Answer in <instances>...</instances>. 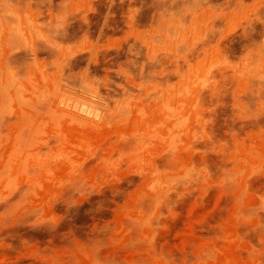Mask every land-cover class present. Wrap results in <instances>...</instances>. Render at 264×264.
Masks as SVG:
<instances>
[{"label": "rangeland", "instance_id": "374dc122", "mask_svg": "<svg viewBox=\"0 0 264 264\" xmlns=\"http://www.w3.org/2000/svg\"><path fill=\"white\" fill-rule=\"evenodd\" d=\"M0 264H264V0H0Z\"/></svg>", "mask_w": 264, "mask_h": 264}]
</instances>
